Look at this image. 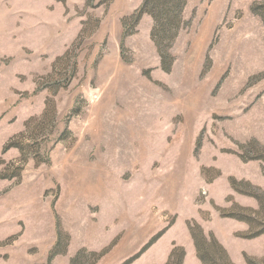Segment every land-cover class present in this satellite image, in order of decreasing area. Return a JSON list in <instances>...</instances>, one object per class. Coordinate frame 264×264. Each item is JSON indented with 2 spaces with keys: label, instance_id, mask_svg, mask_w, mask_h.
<instances>
[{
  "label": "rangeland",
  "instance_id": "obj_1",
  "mask_svg": "<svg viewBox=\"0 0 264 264\" xmlns=\"http://www.w3.org/2000/svg\"><path fill=\"white\" fill-rule=\"evenodd\" d=\"M144 1L0 0V264H264V0Z\"/></svg>",
  "mask_w": 264,
  "mask_h": 264
},
{
  "label": "trees",
  "instance_id": "obj_2",
  "mask_svg": "<svg viewBox=\"0 0 264 264\" xmlns=\"http://www.w3.org/2000/svg\"><path fill=\"white\" fill-rule=\"evenodd\" d=\"M147 1L151 2V5L146 9V11H149L152 15L153 9L160 14L161 17H169L173 21H177L175 17L178 15V13L181 11L182 7L184 6V0H145L142 7L148 6L149 3ZM151 9V11H150ZM141 13V12H140ZM200 245L197 244V257L201 261L202 264H206V257L205 255H202L200 253ZM174 251L171 252L170 258H173ZM169 261V260H168ZM168 263V262H167ZM179 264V261L178 263Z\"/></svg>",
  "mask_w": 264,
  "mask_h": 264
}]
</instances>
